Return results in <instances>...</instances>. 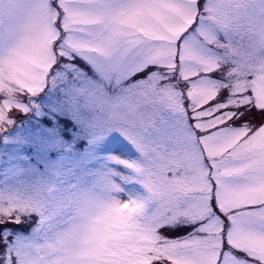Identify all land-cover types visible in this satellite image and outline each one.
<instances>
[{
	"label": "rangeland",
	"instance_id": "1",
	"mask_svg": "<svg viewBox=\"0 0 264 264\" xmlns=\"http://www.w3.org/2000/svg\"><path fill=\"white\" fill-rule=\"evenodd\" d=\"M4 223L0 264H264V0H0Z\"/></svg>",
	"mask_w": 264,
	"mask_h": 264
}]
</instances>
